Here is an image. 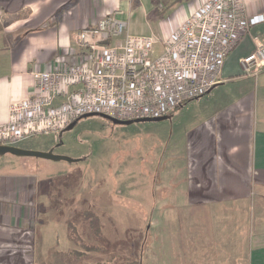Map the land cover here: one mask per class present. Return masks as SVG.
<instances>
[{
  "label": "rangeland",
  "instance_id": "1",
  "mask_svg": "<svg viewBox=\"0 0 264 264\" xmlns=\"http://www.w3.org/2000/svg\"><path fill=\"white\" fill-rule=\"evenodd\" d=\"M23 4L21 0L13 6L9 4L11 14L7 20L18 18ZM117 12L120 11L112 15ZM173 13L169 8L159 10L151 17L152 22H161V27H165L174 18ZM95 26L97 23L85 25L75 36ZM161 35L159 32L155 37L161 40ZM159 49L160 45H156V52ZM240 87L237 82L220 86L209 95L187 103L162 122L116 125L106 118L91 116L81 119L72 130L35 137L17 145L28 151H53L56 156L74 160L73 163L0 156V176L25 175L27 178H22V183L32 186L31 192L35 194L27 213L28 264H124L128 261L168 264L169 259L171 264H179L170 255L171 246L194 241L197 232L194 219L185 212L188 209L182 185L186 167L185 135L210 119L226 101L233 102L239 96ZM89 212L97 216L104 240L96 238L89 228L90 221L83 219ZM232 212L238 213L233 224L237 231L227 227L230 217L201 225L197 240L206 244L215 242L214 247L207 245V249H202L210 264L222 257V244L217 241H228L235 235L237 245H241L237 247L236 264H246L241 255L243 244L250 246L245 227L250 225L252 235L256 236L259 232L256 224L260 227V223L244 215L242 209ZM154 219L159 225L150 229ZM68 222L77 225V234L85 245L103 246L105 250L85 254L68 240ZM207 250L216 253L208 257ZM79 252L84 255L79 256Z\"/></svg>",
  "mask_w": 264,
  "mask_h": 264
},
{
  "label": "crops",
  "instance_id": "2",
  "mask_svg": "<svg viewBox=\"0 0 264 264\" xmlns=\"http://www.w3.org/2000/svg\"><path fill=\"white\" fill-rule=\"evenodd\" d=\"M138 1L134 9L131 0H21L24 4L18 18L7 20L11 14L7 6L17 0H0V126L9 121L12 105L34 92V72L49 71L56 63L77 61L81 49L75 35L85 25H98L106 15L120 11L123 15L119 18L128 22L129 35L150 37L160 32L164 39L205 0ZM244 1L249 17L264 14V0ZM167 8L174 10L169 25L153 24V14ZM253 36L264 44V23L252 28L228 57L221 82L214 88L237 82L241 84L239 96L233 102L226 101L210 119L185 135V212L194 219L197 232L192 226L194 241L171 246L170 255L179 264H210L202 249L214 247L215 242L197 240L201 225L230 217L227 227L237 231L233 224L238 213L233 209H242L244 215L260 223V227L256 224V236L250 225L245 227L250 246L247 248L245 242L241 255L246 264H264V71L246 75L240 64L241 59L256 51ZM22 178L27 177L0 176V264H28L27 213L35 194ZM153 221L150 229L159 225ZM234 237L217 241L222 244V257L213 264H236L237 247L241 245ZM206 253L212 257L216 252ZM166 263L171 264V259Z\"/></svg>",
  "mask_w": 264,
  "mask_h": 264
},
{
  "label": "built area",
  "instance_id": "3",
  "mask_svg": "<svg viewBox=\"0 0 264 264\" xmlns=\"http://www.w3.org/2000/svg\"><path fill=\"white\" fill-rule=\"evenodd\" d=\"M120 15H108L76 36V62L33 73L35 90L12 105L9 121L0 126V146L58 135L86 115L121 121L168 116L208 95L228 57L264 23V14L247 15L244 0H205L159 40L129 35ZM252 38L256 51L240 60L246 75L264 71V44Z\"/></svg>",
  "mask_w": 264,
  "mask_h": 264
},
{
  "label": "trees",
  "instance_id": "4",
  "mask_svg": "<svg viewBox=\"0 0 264 264\" xmlns=\"http://www.w3.org/2000/svg\"><path fill=\"white\" fill-rule=\"evenodd\" d=\"M133 8L136 9L138 6H139V1L138 0H133V4H132ZM211 93V92H210ZM209 93V94H210ZM194 101V100H193ZM190 102V101H188ZM188 102H186L185 104H187ZM184 104V105H185ZM183 105V106H184ZM182 106V107H183ZM181 108V107H180ZM180 108L176 109L175 111H173L171 114H169L168 116H171L173 113H175L177 110H179ZM104 116V115H103ZM84 117V116H83ZM83 117L79 118L80 120L83 119ZM105 118V117H103ZM77 119V120H79ZM107 119V118H106ZM76 120V121H77ZM79 120V121H80ZM109 120V119H108ZM78 121V122H79ZM77 122V123H78ZM74 123V122H73ZM77 125V124H76ZM66 131V130H64ZM62 131V132H64ZM61 132V133H62ZM60 133V134H61ZM59 135V134H58ZM83 219H85L87 222L90 221V225H89V228L91 230V232H93L92 234L96 237V238H99V239H102L104 240L105 239V236H104V233H103V230L100 229V225H99V221L97 219V216L95 215V213H92V212H89V213H85L83 215ZM89 220V221H88ZM68 234H67V238L68 240L71 242V243H74L78 248H81L82 250L85 251V254H90V253H99V252H102L105 250V248L102 246V247H99V246H95V245H85V241L77 234L78 230H77V225H75L74 223L72 222H68ZM79 256H83L84 253H78ZM124 264H141L140 262L138 261H128L127 263H124Z\"/></svg>",
  "mask_w": 264,
  "mask_h": 264
},
{
  "label": "water",
  "instance_id": "5",
  "mask_svg": "<svg viewBox=\"0 0 264 264\" xmlns=\"http://www.w3.org/2000/svg\"><path fill=\"white\" fill-rule=\"evenodd\" d=\"M91 116L105 117L116 125H130L133 122H140V123L162 122L169 118V116H165V117L156 118V119L146 118V119H138V120H131V121H121V120L112 119L110 117L103 116V115H86L83 118H87ZM79 120L72 123L66 130H72ZM5 155H12L15 157H29V158L43 159V160H49L53 162H61V161H66L69 163L74 162V160L69 159L67 157L54 155L53 151L44 153V152L28 151V150H24L18 147L0 146V156H5Z\"/></svg>",
  "mask_w": 264,
  "mask_h": 264
}]
</instances>
